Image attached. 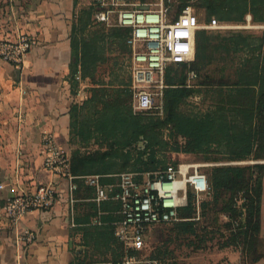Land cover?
Returning a JSON list of instances; mask_svg holds the SVG:
<instances>
[{
	"label": "trees",
	"instance_id": "1",
	"mask_svg": "<svg viewBox=\"0 0 264 264\" xmlns=\"http://www.w3.org/2000/svg\"><path fill=\"white\" fill-rule=\"evenodd\" d=\"M196 1L205 12L202 21L214 16L220 21L244 22L246 13H250L252 21L264 22V0ZM187 4L189 0H178L174 13ZM107 28L81 39L72 34L69 74L72 91L78 63L83 68V77L93 74L99 62L106 60L108 44L125 43L126 27ZM226 31L196 30L194 59L189 62L197 77L202 71L196 85H184L187 62L166 66L164 77L168 85L164 89L162 115L133 112L129 83L112 80L92 86L81 103H72L68 142L78 144L70 150L71 172L75 175L98 173L103 182H110L116 178L115 173L123 170H153L168 162H178L167 161L166 152L171 150L197 154L202 160L264 159V30L261 34L241 29ZM174 66L179 68L171 75ZM193 93H202V99L208 101L204 108L183 105ZM91 140L96 147L90 150L86 145ZM203 171L212 199L230 193L226 202L231 204L232 195L241 192L246 215L242 233L246 237L251 235L248 232H258L263 164H212ZM76 181L92 194L93 188L82 178ZM96 205L93 201L91 207ZM195 208V194L188 190L187 203L178 209L179 217L186 218L178 222L185 230H193ZM81 229L82 243L98 244L92 237L103 234L101 227ZM124 253L123 248L114 252L112 261L116 262Z\"/></svg>",
	"mask_w": 264,
	"mask_h": 264
},
{
	"label": "crops",
	"instance_id": "2",
	"mask_svg": "<svg viewBox=\"0 0 264 264\" xmlns=\"http://www.w3.org/2000/svg\"><path fill=\"white\" fill-rule=\"evenodd\" d=\"M88 4L93 9L92 0H0V38L27 32L37 39L21 68L0 59V205L21 188L30 190L52 179L57 187L49 208L30 210L19 218L20 229L34 232L29 242L17 243L14 226L0 214V264H116L111 256L124 246L113 231L119 218L117 201L91 207L93 191L78 185L71 206L67 179L56 178L44 166L41 152V135L49 131L70 153V110L76 100L69 80L72 34ZM90 92L85 90L84 97ZM85 226L103 230L92 237L97 245L82 243ZM222 255L202 264H264V250L245 260L238 250Z\"/></svg>",
	"mask_w": 264,
	"mask_h": 264
},
{
	"label": "built area",
	"instance_id": "3",
	"mask_svg": "<svg viewBox=\"0 0 264 264\" xmlns=\"http://www.w3.org/2000/svg\"><path fill=\"white\" fill-rule=\"evenodd\" d=\"M92 7V19L95 22L128 29L126 42L130 46V104L135 113L163 114L164 89L168 85L164 74L170 63L187 62L184 85H193L197 72L189 66V62L194 59L197 29L264 27V22L252 21L250 13H246L244 22L220 21L214 16L200 21L190 4L183 6L177 13L173 12L170 17L169 5L165 0H92ZM36 41V36L27 32L0 38V59L21 68L26 53ZM75 76L78 78V73ZM41 152L44 166L56 178L67 179L68 201L71 206L76 201L78 177L93 188L91 199L97 204L108 199L117 201L119 218L113 231L126 250L116 264H159L155 258H141L135 252L143 247L146 229L151 225L178 220V209L187 203L188 190L195 194L196 200L200 194L209 191L207 175L201 166L243 161L181 160L176 163L168 162L153 170H123L115 173L114 182H103L98 173L73 174L70 169V153L56 142L49 131H44L41 135ZM55 183L56 179H52L40 182L30 190L21 188L6 197L0 205V214L15 228L17 243L20 240L29 242L34 237L32 230L18 227L19 218L30 210L49 208L56 198ZM236 201L242 204L241 192H238ZM241 214H244L243 206ZM77 264L94 263L83 261Z\"/></svg>",
	"mask_w": 264,
	"mask_h": 264
},
{
	"label": "rangeland",
	"instance_id": "4",
	"mask_svg": "<svg viewBox=\"0 0 264 264\" xmlns=\"http://www.w3.org/2000/svg\"><path fill=\"white\" fill-rule=\"evenodd\" d=\"M169 5V16L173 15L177 7L178 0H165ZM189 4L193 7L200 21L205 19V12L197 6L196 0H189ZM87 11L82 13L83 17L78 22L76 38L81 39L88 37L94 31L101 32L108 30L106 26L96 23L91 17V7L88 4ZM241 29L245 32L261 34L264 27H230L219 29L222 32L226 30ZM107 39V37H105ZM106 50V60L99 62L93 74L85 77L82 76L83 68L80 63L76 65L74 79H76L73 94L76 97L74 102L81 103L85 98L84 91H88L93 85V82H101L104 79L107 82H130L129 59L130 46L126 42L123 45L108 44ZM72 63V62H71ZM209 65L208 68L213 67ZM71 68V67H70ZM179 66H174L170 71L171 75H175L176 69ZM199 71L197 79L194 81L196 85L201 79ZM210 72V70H209ZM79 77L76 78L75 74ZM212 73V72H211ZM69 80L72 78L69 75ZM178 80V79H177ZM81 96H83L81 98ZM202 93H193L183 104L186 108L202 109L206 106L207 100L202 99ZM73 102V103H74ZM82 143V142H79ZM76 143L71 144V149L77 146ZM141 144V142H139ZM96 144L93 141L87 142L86 148L93 149ZM84 148V147H82ZM70 149V150H71ZM167 161L176 159L178 161H201V156L193 153L176 152L174 150L167 151ZM263 159V158H262ZM262 159H244L237 164H252L255 162L263 164V193L260 202V228L258 232H248L250 236H244L243 230L246 227L245 212L241 214L242 204L236 201L237 193L232 195L231 204L226 200L230 193H223L216 200L212 199L210 189L208 192L199 195L195 205L196 212L193 223V230H185L178 222L184 217H179L178 220L166 224H157L149 226L144 234L143 247L135 251L141 258L151 257L158 260L159 264H177L178 262L202 264L204 260H216L218 256H225L226 252L238 250L241 252L242 258L245 260L250 256H255L257 253L264 250V235H261V224L264 219V162ZM225 158L217 160H202L201 162H225ZM214 163L204 164L201 166L203 170ZM226 164V163H222ZM206 202L202 205V202ZM234 202V203H232ZM230 204V205H229ZM245 210V208H244ZM256 234V235H255ZM255 238V239H254ZM251 243L250 245H248ZM248 245V246H247ZM124 250L126 248L122 247Z\"/></svg>",
	"mask_w": 264,
	"mask_h": 264
}]
</instances>
